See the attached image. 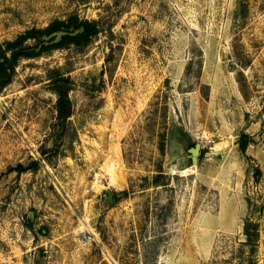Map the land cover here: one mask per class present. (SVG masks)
Instances as JSON below:
<instances>
[{"label":"rangeland","instance_id":"374dc122","mask_svg":"<svg viewBox=\"0 0 264 264\" xmlns=\"http://www.w3.org/2000/svg\"><path fill=\"white\" fill-rule=\"evenodd\" d=\"M72 15L0 88V264H264V0H0V43Z\"/></svg>","mask_w":264,"mask_h":264},{"label":"trees","instance_id":"16d2710c","mask_svg":"<svg viewBox=\"0 0 264 264\" xmlns=\"http://www.w3.org/2000/svg\"><path fill=\"white\" fill-rule=\"evenodd\" d=\"M80 26L83 27L82 33H78L77 35L74 36L65 35L58 43L48 46L42 45L39 50H36V48L24 44L28 39H38L39 42L41 43L42 37L44 35H48L54 31H58L62 27H64L65 29L72 28V30H75L78 29ZM96 33H97V27L95 21L80 19L77 15H72L66 21L63 20L53 21L45 29H35V28L28 29L24 33L19 34L13 40H7L4 43H0V88L4 87L6 84L10 82L11 75L20 58L22 57L30 58L49 48L63 47V46H67L70 43L75 44L77 46H82ZM54 82L57 84H63V83L67 84L68 80L63 77H58ZM56 90L59 93H62V88L60 85L56 86ZM65 106L66 103H64L62 97H59L57 102V111H58L59 120H62L66 117L67 111H65ZM251 141L252 139L249 137V135H247L246 133H241L238 140L240 151L244 153L246 151L248 144ZM194 144L195 143H189L190 147L194 146ZM202 153H203V149L201 150L199 157L202 155ZM31 166L32 167H28L19 164L17 165L16 170L19 173L28 170V168H32L31 170H36L39 166V160L33 161ZM255 172L256 174H258L260 171L259 169H256ZM160 175L161 174H156L153 177L152 179L153 184L157 185L159 183ZM117 194H122L124 196H127L128 191L122 190L118 193L115 192L112 195L115 198ZM243 231L246 237L244 244L250 246V250L251 252H253L256 245L257 233L254 230V228L250 227V224L247 221L244 223ZM249 264H255V263L254 261H250Z\"/></svg>","mask_w":264,"mask_h":264},{"label":"water","instance_id":"95a60500","mask_svg":"<svg viewBox=\"0 0 264 264\" xmlns=\"http://www.w3.org/2000/svg\"><path fill=\"white\" fill-rule=\"evenodd\" d=\"M82 32H83L82 26H80L78 29L75 30H72V28L65 29L64 27H62L58 31H54L48 35H44L42 37V42L36 47V50H39L42 45L48 46L58 43L65 35L74 36ZM63 88H65V85H62V90ZM199 151H200L199 143H195L194 146L188 148V152L190 153V158L193 163H197L199 159ZM108 198L111 201L112 192L110 190H108Z\"/></svg>","mask_w":264,"mask_h":264},{"label":"built area","instance_id":"2783aa9c","mask_svg":"<svg viewBox=\"0 0 264 264\" xmlns=\"http://www.w3.org/2000/svg\"><path fill=\"white\" fill-rule=\"evenodd\" d=\"M209 141H210V139H209Z\"/></svg>","mask_w":264,"mask_h":264}]
</instances>
